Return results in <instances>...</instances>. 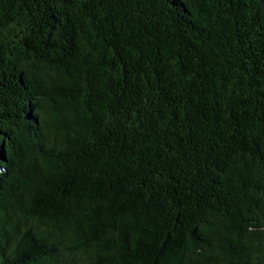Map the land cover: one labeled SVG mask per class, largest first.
<instances>
[{"label": "trees", "instance_id": "obj_1", "mask_svg": "<svg viewBox=\"0 0 264 264\" xmlns=\"http://www.w3.org/2000/svg\"><path fill=\"white\" fill-rule=\"evenodd\" d=\"M0 264H264L259 0H0Z\"/></svg>", "mask_w": 264, "mask_h": 264}, {"label": "water", "instance_id": "obj_2", "mask_svg": "<svg viewBox=\"0 0 264 264\" xmlns=\"http://www.w3.org/2000/svg\"><path fill=\"white\" fill-rule=\"evenodd\" d=\"M262 4L263 10H264V0H259Z\"/></svg>", "mask_w": 264, "mask_h": 264}, {"label": "bare ground", "instance_id": "obj_3", "mask_svg": "<svg viewBox=\"0 0 264 264\" xmlns=\"http://www.w3.org/2000/svg\"><path fill=\"white\" fill-rule=\"evenodd\" d=\"M6 153V152H5Z\"/></svg>", "mask_w": 264, "mask_h": 264}]
</instances>
